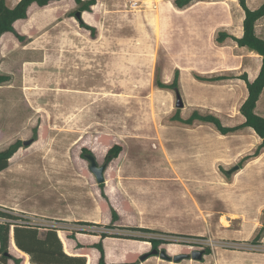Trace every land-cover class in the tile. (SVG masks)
Returning <instances> with one entry per match:
<instances>
[{
  "label": "rangeland",
  "instance_id": "374dc122",
  "mask_svg": "<svg viewBox=\"0 0 264 264\" xmlns=\"http://www.w3.org/2000/svg\"><path fill=\"white\" fill-rule=\"evenodd\" d=\"M257 2L249 0V7ZM77 9L75 0L32 5L28 18L15 23L23 38L7 33L0 39V74L10 77L0 85V151L23 142L0 174L3 208L58 227L64 249L72 248L74 232V245H83L76 249L87 258L100 240L90 233L140 234L119 228L139 224H165L174 227L170 233L187 235L150 234L171 241L157 248L171 257L210 250L202 260L152 255L141 261L152 250L136 255L143 241L106 238L104 246L110 242L117 251L114 260L106 254L110 264L254 263L249 252L260 251L258 243H242L233 233L243 216L264 224V200L257 205L264 158L241 170L261 139L251 128L221 135L211 124L183 121L194 111L228 126L244 121L242 77L257 75L261 56L231 40L215 42L222 29L238 34L237 24L223 27L231 21L229 5L198 0L177 9L173 0H97L88 19L84 12L81 18L95 36L73 16ZM256 29L264 38V20ZM177 71V90L157 86L172 83ZM258 112L264 114V90ZM115 144L122 151L107 162L99 184L86 155L102 165ZM113 209L117 227L106 228Z\"/></svg>",
  "mask_w": 264,
  "mask_h": 264
},
{
  "label": "trees",
  "instance_id": "16d2710c",
  "mask_svg": "<svg viewBox=\"0 0 264 264\" xmlns=\"http://www.w3.org/2000/svg\"><path fill=\"white\" fill-rule=\"evenodd\" d=\"M55 1L61 0H19L12 6L8 5L6 0H0V39L8 32L15 34L17 38L22 39L23 37L15 29V23L19 20L28 18L29 9L32 5L45 7ZM196 1L198 0H173V5L177 9H186ZM238 1L245 12L243 20V35L237 37L226 29H222L216 33L215 42L218 45H225L227 41L231 40L238 47L247 48L249 51L261 56V66L257 76L252 81L248 79L247 75H243L242 77L246 82L248 90L247 97L240 106V113L243 115L244 121L234 126H228L224 125L218 116L213 114L204 115L198 111H194L188 119L183 121L188 125H192L196 121L211 124L221 135L233 134L245 128L253 129L261 139L255 152L250 155L251 158H256L264 152V116L256 112L257 103L264 90V38L260 37L256 32L258 20L264 17V2L258 8L251 9L247 5L246 0ZM75 2L78 5V9L73 12V16L77 17V12H90L92 7L96 5L97 0H75ZM78 20L83 27L90 29L91 34L95 36L94 27L85 25L81 18H78ZM9 80L10 77L8 75L0 74V85H3ZM156 84L159 88L177 90L180 84L179 71L175 73L172 83L165 84L159 80ZM176 118L181 119L180 117ZM22 144L23 142L21 140H17L0 151V172L9 167L10 159H12L15 153L22 147ZM121 151L122 147L119 144L110 147L105 156L106 163L117 158ZM83 152H85V149H83L82 153ZM119 218V213L113 209L111 223L106 225V228H116L117 226L115 223ZM85 223L92 224L89 222ZM119 228L138 232L140 234L130 233L122 235L119 233L106 232L100 234L90 233L92 235L100 236V240L91 245L92 248L99 251L97 264H110L106 259V251L110 259L117 257L116 248L110 242H107L105 251L103 241L106 238L146 241L151 243L152 249H157L161 244L171 243V241L160 237H153L150 234H174L176 236H187L182 233H170L138 225ZM59 230L60 229L56 226H45L32 223L30 220L0 207V264H22L23 262L21 258L13 256L9 251L11 238H13L18 249L29 255L30 259L27 264H87V257L85 255H70L65 252L63 242L58 234ZM77 232L88 233V231L83 229H80ZM262 233H258L254 238L255 242H257L258 237H260ZM71 238L76 240L74 232L72 233ZM76 247L80 248L83 247V245L77 242ZM209 252L210 250L207 249L206 253Z\"/></svg>",
  "mask_w": 264,
  "mask_h": 264
},
{
  "label": "crops",
  "instance_id": "0c3cea01",
  "mask_svg": "<svg viewBox=\"0 0 264 264\" xmlns=\"http://www.w3.org/2000/svg\"><path fill=\"white\" fill-rule=\"evenodd\" d=\"M19 1V0H18ZM201 1H203V0H201ZM205 1V0H204ZM210 1H220V2H225L226 3V5H229V7H230V17H231V21H230V24L228 25V26H223L224 28H228V29H231V28H233L234 26H235V24H237L238 25V27H239V29H238V34H234V33H232V32H230V33H232L233 35H235V36H237V37H241L242 35H243V20H244V17H245V12H244V10H243V8L241 7V5L239 4V1L238 0H210ZM246 2H247V5L248 6H250V3H249V0H246ZM264 2V0H259V2H257V5H258V7L262 4ZM17 3V2H16ZM15 3V4H16ZM34 6V5H33ZM255 7L256 8H258L257 6H253V8H251V9H255ZM225 8H226V6H225ZM233 8V9H232ZM226 11H227V8H226ZM89 13H87V12H84V18L85 19H88V17H86L85 15H88ZM25 20V19H24ZM262 20H264V17L263 18H261V19H259L258 20V22H257V26H258V23H260ZM19 21H21V20H19ZM18 22V21H17ZM257 28V27H256ZM257 30V29H256ZM8 33H10V32H8ZM5 34H7V33H5ZM4 34V35H5ZM260 66H261V64H260ZM260 66H259V69H260ZM259 72V71H258ZM258 74V73H257ZM257 76V75H256ZM255 76V77H256ZM254 77V78H255ZM253 78V79H254ZM252 79V80H253ZM251 80V81H252ZM262 95V94H261ZM247 97V96H246ZM246 99V98H245ZM244 102V101H243ZM242 102V103H243ZM259 102H260V99H259V101H258V103H257V107H256V112L258 113V114H260L258 111H259ZM241 103V104H242ZM241 106V105H240ZM240 108V107H239ZM239 113H240V109H239V111H238ZM262 116H264V114L262 115ZM253 130V129H252ZM264 158V152H262L258 157H256V158H252V159H250L248 162H247V164L244 166V168L243 169H241V170H247V169H249V168H254V167H257V165L259 164V162L262 160ZM7 169H5V170H3L2 172H4V171H6ZM2 172H0V174L2 173ZM243 177H246V178H248V177H250V179H251V176H243ZM260 198H262V200L260 199ZM258 199H260L259 201H258V203H257V205L258 206H262L261 204H262V202H263V200H264V195H261V196H259L258 195ZM3 206H5V204H3V203H1L0 202V207H2L3 208ZM3 209H5V208H3ZM7 210V209H6ZM261 212L264 210V207H261V209H259ZM9 211H11V212H13L14 214H17V215H19L20 217H23V218H30L28 215H23L22 213H23V211L21 210V209H19V208H12V210H9ZM259 211V212H260ZM163 223V222H162ZM156 224V223H155ZM138 226H144V227H148V228H154V229H158V230H162V231H167V232H172V231H168V230H172V229H174V227H170V226H167V225H165V224H163V225H161V226H154V225H138ZM262 227H264V224L263 223H261L259 220H258V218L257 217H252V218H246L245 216H243V218L240 220V221H238V223H237V229L235 230V233H233L234 234V238L236 239V240H239V241H241L242 243H244V242H246V241H248V240H250L251 238H255L257 235H258V231L262 228ZM174 233V232H173ZM178 233V232H177ZM58 234H59V232H58ZM60 236V235H59ZM60 238H61V236H60ZM61 240H62V238H61ZM63 242V241H62ZM98 242V241H97ZM143 242H146V241H143ZM143 242H140V243H138L139 244V246H140V249L137 251V254L136 255H140V254H142L143 252H145V251H147V250H149V249H151L152 248V245H151V243L150 242H148L149 244L147 245V244H143ZM65 243H67L68 244V242L65 240ZM74 243H75V240H70V245H71V249H69V250H67V249H64L65 250V252L67 253V254H70V255H85L86 257H87V254H85V253H80L79 251H78V249H76L77 247H76V245H77V243H76V245H74ZM257 245L260 247V251H258L257 253H251V252H249V255H252V254H254L252 257V260L253 261H255L254 263H248V264H264V232L261 234V236L260 237H258V240H257ZM69 245V246H70ZM64 246V245H63ZM105 250H106V246H105ZM9 251H10V253L13 255V256H15V257H18V258H21L22 259V264H27L28 262H29V259H30V257H29V255L28 254H26L25 252H23V251H21L20 249H18L17 248V246L15 245V242H14V240H13V238H11V240H10V246H9ZM106 254H107V251H106ZM107 257H108V254H107ZM98 258H99V251L98 252H96L95 253V255L94 256H91L90 254H89V256H88V258H87V264H97V262H98ZM109 258V257H108ZM110 259V258H109ZM114 259H116V258H112L111 260H114ZM108 263H112V261H107ZM244 264H246V263H244Z\"/></svg>",
  "mask_w": 264,
  "mask_h": 264
},
{
  "label": "water",
  "instance_id": "95a60500",
  "mask_svg": "<svg viewBox=\"0 0 264 264\" xmlns=\"http://www.w3.org/2000/svg\"><path fill=\"white\" fill-rule=\"evenodd\" d=\"M77 17L83 18V13L77 12ZM183 106H184L183 101H182L180 95L177 94V107L182 108ZM31 143H32V141H24V145H26V146L30 145ZM86 158L89 161L90 170L94 174L97 182L99 184L105 183L106 172H107V169L109 167V164L104 163V164L100 165L98 163L96 157L93 154H87ZM238 169H239V167L235 166L232 169L228 170L227 174H230L234 171H237ZM152 255H155V256L159 255L162 259H165V260L173 259L175 262H180L184 259H189V258L195 259V260H202L203 255H204V251L194 250L190 254H179V255H175V256L171 257L170 255L167 254L166 250L152 249L150 252L143 254L140 257V260L145 261ZM113 264H118V263H113Z\"/></svg>",
  "mask_w": 264,
  "mask_h": 264
},
{
  "label": "flooded vegetation",
  "instance_id": "af4514ba",
  "mask_svg": "<svg viewBox=\"0 0 264 264\" xmlns=\"http://www.w3.org/2000/svg\"><path fill=\"white\" fill-rule=\"evenodd\" d=\"M195 250H197V249H195ZM198 250H200V249H198ZM193 251H194V250H193ZM202 251H204V255H205L206 250H202ZM204 255H203V256H204Z\"/></svg>",
  "mask_w": 264,
  "mask_h": 264
},
{
  "label": "built area",
  "instance_id": "2783aa9c",
  "mask_svg": "<svg viewBox=\"0 0 264 264\" xmlns=\"http://www.w3.org/2000/svg\"><path fill=\"white\" fill-rule=\"evenodd\" d=\"M203 248V247H202Z\"/></svg>",
  "mask_w": 264,
  "mask_h": 264
}]
</instances>
